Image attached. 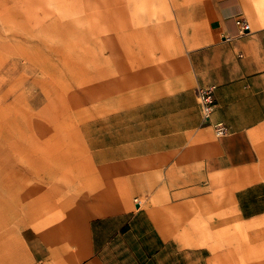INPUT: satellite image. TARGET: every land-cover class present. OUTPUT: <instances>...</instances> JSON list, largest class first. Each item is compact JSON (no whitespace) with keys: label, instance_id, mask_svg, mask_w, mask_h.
<instances>
[{"label":"crops","instance_id":"obj_1","mask_svg":"<svg viewBox=\"0 0 264 264\" xmlns=\"http://www.w3.org/2000/svg\"><path fill=\"white\" fill-rule=\"evenodd\" d=\"M261 8L260 0H200L177 12V49L131 71L128 93L81 126L97 197L112 198L94 201L61 239L25 220L2 226V244L5 234L17 240L2 264H217L219 225L264 219ZM239 18L254 28L241 31ZM212 85L204 120L198 89ZM217 123L225 135L214 134ZM6 170L0 190H21L24 171Z\"/></svg>","mask_w":264,"mask_h":264},{"label":"rangeland","instance_id":"obj_2","mask_svg":"<svg viewBox=\"0 0 264 264\" xmlns=\"http://www.w3.org/2000/svg\"><path fill=\"white\" fill-rule=\"evenodd\" d=\"M198 1L0 0V177L25 173L21 190H0V231L25 220L61 239L82 224L102 186L81 126L128 93L131 71L177 49V12ZM1 236L0 264L17 248ZM216 242L217 264H264V219L219 225Z\"/></svg>","mask_w":264,"mask_h":264},{"label":"built area","instance_id":"obj_3","mask_svg":"<svg viewBox=\"0 0 264 264\" xmlns=\"http://www.w3.org/2000/svg\"><path fill=\"white\" fill-rule=\"evenodd\" d=\"M236 23L239 25L241 31H249L250 25L243 18L236 20ZM213 90L214 86H208L206 88L198 89V103L200 105L201 115L204 120H208L209 115L212 111L213 106ZM226 133V128L221 124L217 123L214 126V134L217 137L223 136ZM138 203V201H136Z\"/></svg>","mask_w":264,"mask_h":264}]
</instances>
